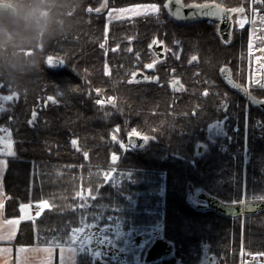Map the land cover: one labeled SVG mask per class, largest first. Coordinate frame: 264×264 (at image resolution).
I'll list each match as a JSON object with an SVG mask.
<instances>
[{
  "label": "trees",
  "instance_id": "obj_1",
  "mask_svg": "<svg viewBox=\"0 0 264 264\" xmlns=\"http://www.w3.org/2000/svg\"><path fill=\"white\" fill-rule=\"evenodd\" d=\"M1 1L15 13L0 12V87L18 94L0 110V127L11 129L16 150L5 176L8 214L16 215L24 202L52 205L21 224L16 243L66 244L81 217L91 224L98 214L114 217L104 222L119 220L127 230L163 221L174 254L152 264H202L207 258L212 264H241L243 253H264V211L230 217L190 198L198 189L199 197L226 203L264 199V113L219 74L227 64L237 81L246 82L247 28L222 42L216 22L177 21L166 0ZM105 2L104 11H96ZM147 3L160 4L159 13L108 22L110 8ZM215 3L264 15L262 0ZM157 40L168 53L179 49L175 67L166 56L153 62L155 79H133L154 59L151 44ZM194 55L199 63L189 65ZM50 56L64 63L49 66ZM174 78L183 90L172 87ZM251 91L264 98V81ZM223 100L233 139L227 148L207 141L211 120L224 115ZM135 132L150 140L125 149L121 142L132 144ZM106 172L116 175L108 180ZM94 261L85 249L77 264Z\"/></svg>",
  "mask_w": 264,
  "mask_h": 264
},
{
  "label": "rangeland",
  "instance_id": "obj_2",
  "mask_svg": "<svg viewBox=\"0 0 264 264\" xmlns=\"http://www.w3.org/2000/svg\"><path fill=\"white\" fill-rule=\"evenodd\" d=\"M121 8L129 9L130 6L121 7ZM121 8H110L108 10V14H107L108 22L112 20H116V19H121V18H134L140 15L151 14V12L145 13L142 9H134V10L126 11L123 13L117 11V9H121ZM232 18H233L236 30H240L244 28H247L248 30V35H249V41H248L249 59L248 60L249 62L247 66L248 67L247 68V80L245 83L242 82V84L247 86L251 90L253 86L256 84L255 83L256 80H259L261 84L264 81V15L261 14L258 10H255L252 8L249 14L246 11H243V12L236 11L232 14ZM242 18L244 20L243 25H241ZM168 49H169L168 47L165 48V52L167 54L166 56H168V58L171 57L168 63L171 67H175L174 65L176 62V58L178 57L179 49L177 50V52L174 51L172 54L168 53ZM153 58L154 59L152 61H149L147 65L154 64V63L157 64L158 58L155 54ZM192 58L193 56H190V59ZM147 65H144L138 71L147 70L149 72L148 74L149 78L155 79V76H154L155 69L152 70L151 68L147 67ZM107 71H109V68H107ZM175 79L176 78H174L172 82ZM177 79L180 80V78H177ZM172 82H171V85H172ZM12 93H15V92H9V93L3 92L0 87V110L3 108L5 110L8 109L10 105L17 100L18 95L14 96L13 99L11 100L6 99V97L11 95ZM223 96L221 98L225 99V96L224 97ZM225 102L226 101L224 100L220 102L221 107H222L221 109H223L222 111H224V115H222L219 118L221 120H218L215 122L217 123L218 128L225 126L223 128H226V129L225 130L223 129V132H220V133L212 131L210 129L207 132V136H208L207 141H209V143L210 142L220 143V145L223 148H227L229 144L233 141L232 137L227 132L226 120L230 119V116L226 114L229 107H228V104ZM32 123H34V121ZM211 123L209 124V126L211 125ZM8 130H11V129L7 127L5 124H2V126L0 127V137H3L5 140L11 139L13 141V146H12L13 152H8L7 151L8 146L2 141H0V146L5 148V151L0 152V160H7V159L10 160L16 154L12 131H10L9 133ZM135 133H138V132H135ZM148 139L150 140V137ZM133 147L134 146L132 143L130 148H133ZM246 160H249V155H246ZM115 175L112 173V177H115ZM199 192L200 190L198 189H193L191 191L190 198H192L193 204H196V205L197 204H207L206 201L202 200L199 197ZM108 226H109L108 229L104 230V235L107 238V242L105 243L104 240H101L99 242V245H98L99 252L94 251L92 248H88V250L94 256L95 259L96 258H105V259L107 258V260L109 261L111 260L112 264H131L132 263L131 261H133L134 264H148L144 261L147 248L156 238L164 237L163 221H160L156 225H153L149 228H144L141 230L138 228H131L127 230L124 228L122 222L119 220L108 223ZM88 231L96 232V234L99 235V232H97V229L95 227L88 229ZM93 247H95V245H93ZM243 256L244 257H243V260L241 261V264H264V253H243ZM209 262L210 261L207 258L203 260L202 264H208ZM212 263L213 261L211 262V264Z\"/></svg>",
  "mask_w": 264,
  "mask_h": 264
},
{
  "label": "water",
  "instance_id": "obj_3",
  "mask_svg": "<svg viewBox=\"0 0 264 264\" xmlns=\"http://www.w3.org/2000/svg\"><path fill=\"white\" fill-rule=\"evenodd\" d=\"M193 4L194 3L185 4L184 2H182L180 5H177L176 0H172L171 10H169L167 4L166 6H167V10L170 13V15L180 22L189 23V22H193L195 20H201V19H213L216 21H221V24L219 26L220 34L225 42L227 43L230 42L232 39L233 30H234V22L232 19V14L234 12H231L230 14L226 13L222 20L219 17H210L206 15L193 16L191 15V13L194 11H198L197 9L192 7ZM106 6H107V2L103 4L100 10L104 11ZM176 7H181V10L183 12L182 16L174 15ZM227 9H230V8H227ZM0 12L15 13V8L10 3H7L5 1H0ZM152 49L159 56L160 59L165 58V45L163 43L158 44L155 41L152 44ZM223 69H227V71H222ZM220 73H221L223 80L226 82L227 86L231 90L242 95L251 106L260 109L264 113V98L258 97L254 93L249 92V89L246 86L236 81L234 79L233 71L230 65L223 66ZM144 76L145 74L143 73V71H138L136 73L135 80L137 81L143 80ZM230 81H234L235 83L233 84ZM173 85L175 88H177L178 85L181 89L184 88V85L181 83L179 79L175 80L173 82ZM235 85H241L247 89L237 88ZM129 139L137 147H142L147 140L143 138L142 135L138 136L136 134H132ZM200 197L207 201V204L206 205L201 204L200 205L201 207H212L218 210L219 212L225 214L226 216H230V217L243 216L247 214H256L261 211H264V199L247 200V201L238 202V203H226L210 195L200 194ZM173 254H174V245L172 244V242L167 240L165 237H158L147 248L144 261L148 264H152L160 260L169 258ZM209 261L210 262L208 264H211V262L213 261V258H210ZM95 264H111V263L104 260L103 258H96Z\"/></svg>",
  "mask_w": 264,
  "mask_h": 264
},
{
  "label": "snow or ice",
  "instance_id": "obj_4",
  "mask_svg": "<svg viewBox=\"0 0 264 264\" xmlns=\"http://www.w3.org/2000/svg\"><path fill=\"white\" fill-rule=\"evenodd\" d=\"M262 2H264V0H262ZM182 3V0H176V4L180 5ZM166 4L169 8V10H171L172 8V0H166ZM160 4L158 3H147V4H135V5H131L129 9H125V8H121V9H117V11L119 12H126V11H130V10H134V9H142L145 13H156L158 14L160 11ZM192 7H194L195 9H197L198 11H194L191 13V15L195 16V15H206V16H210V17H219L221 20L224 18L226 13H231V12H236V11H240L243 12L244 9L243 8H232V9H227L225 8L223 5L220 4H216L215 0H211V2L209 3L208 0H206L205 3L203 4H193ZM89 11H92L91 6H89ZM96 11H100V9H96ZM111 15V14H110ZM174 15L176 16H182L183 12L181 10V7H176ZM243 18L241 19V25H243ZM156 43H163L162 41L157 40ZM177 43H179L177 41ZM118 47V46H117ZM64 63L63 60L54 58L53 56L49 57V62L48 65L49 66H56L58 64ZM147 67L151 68L153 67V64H148ZM222 71H227V69H223ZM133 79L136 78V74L133 73L132 74ZM151 79V78H149ZM158 79V77H157ZM231 83H235L234 81H230ZM255 83L257 85H261V82L259 80H256ZM237 88H244L241 85H235ZM247 89V88H244ZM71 90L70 86L68 88H66V91ZM97 92H99V89H97ZM63 94V93H62ZM18 95L17 93H12L11 95L7 96L6 99L11 100L13 99L14 96ZM205 95H207V89H205ZM50 100H55V97H49ZM97 103L99 104H103L104 101L100 100L97 101ZM37 113L35 112V110L32 113V120H30L29 122L32 123L35 120ZM9 133L11 130H8ZM136 135L138 136H143V138L147 139L149 138L146 134H142V133H136ZM0 141H2L3 143H5L8 147H7V151L8 152H13V141L11 139H7L5 140L3 137H0ZM73 143H76L75 138L73 139ZM122 146L127 149L128 147L131 146V144H124L123 142H121ZM5 151V148L0 147V152ZM112 159L116 160L118 159V156L113 153L112 154ZM7 161L6 160H0V165H5L6 166ZM115 169L112 170V172H114ZM105 177L108 180H111L112 178V173L111 172H106ZM88 196H91V192H89L87 194ZM77 196L80 197L81 199H86V195L83 192H79L77 193ZM42 207H51L52 205L49 203L48 200H41L38 202ZM73 207H80L81 210L83 211L84 209V205H73ZM21 208L23 209H28L29 205L27 204H22ZM19 219V218H17ZM91 224H87L85 223V218L81 217V221H80V226L79 227H74L71 230V236L69 237V241L64 244L61 245V264H65V260L67 259L69 264H72V255H78V253L84 251L85 249L88 248H92L94 251L99 252V242L101 240H104V242H107V238L104 235V230L108 229V223L104 222V220L106 219L107 221H109L110 219H114V217H100L98 214H93L91 217ZM95 227L97 229V232H99V235L96 234V232H90L88 231V229H91ZM93 245H95V247H93Z\"/></svg>",
  "mask_w": 264,
  "mask_h": 264
},
{
  "label": "crops",
  "instance_id": "obj_5",
  "mask_svg": "<svg viewBox=\"0 0 264 264\" xmlns=\"http://www.w3.org/2000/svg\"><path fill=\"white\" fill-rule=\"evenodd\" d=\"M7 164L0 165V264H61V245L53 243H16L21 224L35 221L49 207H42L39 201L21 203L16 215L8 214L9 194L5 185V176L9 168ZM29 205L28 209L21 208ZM19 218V219H17ZM78 255H72V264L78 263ZM65 264H69L65 260Z\"/></svg>",
  "mask_w": 264,
  "mask_h": 264
},
{
  "label": "flooded vegetation",
  "instance_id": "obj_6",
  "mask_svg": "<svg viewBox=\"0 0 264 264\" xmlns=\"http://www.w3.org/2000/svg\"><path fill=\"white\" fill-rule=\"evenodd\" d=\"M233 19V18H232ZM201 20H205V19H201ZM208 20H211V21H214V22H216V24H217V32H218V35H219V37H220V40L222 41V42H225L224 40H223V38H222V36H221V34H220V31H219V26H220V24H221V21H216V20H213V19H208ZM195 21H198V20H195ZM234 22V21H233ZM235 32H236V28H235V24H234V30H233V35H232V39H231V41L233 40V38H234V36H235ZM230 41V42H231ZM230 42H228V43H230ZM225 43H227V42H225ZM151 49H152V46H151ZM152 51L154 52V54L157 56V58L159 59V56L155 53V51L152 49ZM166 52H165V57H166ZM161 60H163V59H161ZM199 63V56H197V55H194L193 56V58L192 59H190L189 60V65H193V64H198ZM225 65H227V64H225ZM225 65H223V66H225ZM223 66H221V68H220V70H219V74H220V77H221V79L223 80V78H222V76H221V73H220V71H221V69H222V67ZM232 69V68H231ZM233 71V70H232ZM143 73L145 74V76H144V79L143 80H145V81H148L149 80V76H148V74H149V72L147 71V70H145V71H143ZM233 75H234V73H233ZM235 79V78H234ZM175 80H177V78L175 79ZM174 80V81H175ZM236 80V79H235ZM173 81V82H174ZM181 81V80H180ZM224 81V80H223ZM237 81V80H236ZM173 82H172V87L173 88H175L174 87V85H173ZM225 82V81H224ZM239 82V81H238ZM182 83V82H181ZM240 84H242L241 82H239ZM183 84V83H182ZM225 84H226V82H225ZM227 85V84H226ZM243 85V84H242ZM245 86V85H244ZM247 87V86H246ZM248 88V87H247ZM177 89H180V90H183L184 88H180L179 87V85H178V87H177ZM249 89V88H248ZM249 92H252L250 89H249ZM253 93V92H252ZM239 94V93H238ZM256 95V94H255ZM242 96V95H241ZM243 97V96H242ZM244 98V97H243ZM260 110V109H259ZM261 111V110H260ZM224 119V118H223ZM218 120H221V119H219V118H215V119H213V120H211V125L209 126V129L210 130H212V131H215V132H218V133H220V132H223V129L225 130L226 128H223V127H225V126H222L221 128H218V125H217V123L215 122V121H218ZM228 121H229V119L228 120H226V125H228ZM222 122H223V120H222Z\"/></svg>",
  "mask_w": 264,
  "mask_h": 264
}]
</instances>
